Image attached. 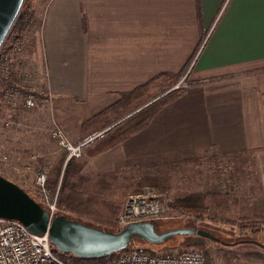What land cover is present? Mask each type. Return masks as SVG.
Wrapping results in <instances>:
<instances>
[{
  "label": "crops",
  "instance_id": "obj_1",
  "mask_svg": "<svg viewBox=\"0 0 264 264\" xmlns=\"http://www.w3.org/2000/svg\"><path fill=\"white\" fill-rule=\"evenodd\" d=\"M41 14L46 102L72 143L155 76L195 80L144 129L86 148L79 174L161 171L206 150L250 153L264 195V0H47Z\"/></svg>",
  "mask_w": 264,
  "mask_h": 264
},
{
  "label": "rangeland",
  "instance_id": "obj_2",
  "mask_svg": "<svg viewBox=\"0 0 264 264\" xmlns=\"http://www.w3.org/2000/svg\"><path fill=\"white\" fill-rule=\"evenodd\" d=\"M29 1L34 12L32 21L25 25L18 38H14L13 33L7 37L4 48L0 50V154L8 153L12 158L15 152L20 151L23 161L32 164L35 169L47 167L51 180H55L59 177L61 168L64 169L66 153L51 137L54 124L46 102L49 101L46 96L49 87L43 49L39 47L40 51H37L35 46L36 39L39 40V46L42 43L44 22L41 13L47 0H25L22 9ZM16 42L18 46H14ZM6 74H9L8 78L4 79ZM179 82H182L181 88L187 89L195 80H192L188 72L176 84ZM168 83L167 80L155 82L128 99L119 111H123L122 115H127L135 107L142 104L141 107L145 106ZM8 87L19 89V97H16V103L12 107L2 102ZM29 97L35 101L32 106L24 103ZM35 155L38 156L36 159L32 157ZM77 159L70 165L66 183L69 186H80L87 193H100L112 198L119 204L117 217L130 194L150 193L157 196L167 210L156 221L159 232L175 228H199L212 232L221 240L216 241L219 244L209 243L212 260H208V264H264V253L259 249L249 252L241 249L242 247L239 249L222 243H232L252 235L249 229L238 228L237 221L254 222L255 228L260 231L258 239L264 241V195L257 167L250 153L224 155L212 150L198 151L184 159L166 163L165 169L161 171L150 168L140 171L133 168L125 173L106 175L85 171L79 174L85 163L81 158ZM20 163L13 159L5 163L0 159V171H4L6 165H10V173L17 168L24 171ZM30 193L43 202L36 188ZM193 202L206 207L204 219L199 220L193 214L186 213L184 204ZM66 215L75 218L71 214ZM212 218L230 219L232 222L221 225ZM185 236L176 235L163 244L155 245L137 240L133 245L147 246L153 251L176 250L193 240L191 235Z\"/></svg>",
  "mask_w": 264,
  "mask_h": 264
},
{
  "label": "built area",
  "instance_id": "obj_3",
  "mask_svg": "<svg viewBox=\"0 0 264 264\" xmlns=\"http://www.w3.org/2000/svg\"><path fill=\"white\" fill-rule=\"evenodd\" d=\"M18 34V32H15L12 36L18 38ZM14 46H18V43L16 42ZM11 47H9V49ZM8 75L9 74H6L3 78L7 79ZM180 84H182V82L176 84L174 89L181 88ZM46 96L48 99L51 98L50 90H48ZM16 97H19L18 87H8L3 94L2 102L12 107L14 105L13 103H16ZM24 103L26 106H32L35 101L33 98L29 97ZM110 128L111 127H107L94 131L77 143H72L68 141L63 129L54 126L51 137L67 152L66 161H68L70 159L82 158L85 155L86 148L99 139L104 138ZM32 157L36 159L38 156L35 155ZM0 159L5 163H9L11 159L19 163L21 162L20 164H22L24 171L17 168L10 173V165H6L4 171H0V174L11 178V180L24 187L28 186L31 180H34L39 196L51 213V219L56 214L60 213V209L57 205V195L51 198L46 191L49 177L47 167H38L35 169L29 162L23 161V156L20 151L15 152L12 158L8 153H1ZM9 174H12V176ZM33 174L35 178H33ZM166 211L164 203L153 194H130L126 198L122 211L117 217V225L121 229L127 224L135 221L159 220L166 214ZM0 264L70 263L55 253L48 233L37 234L30 231L24 223L19 220L0 217ZM104 264H207V258L202 251L190 246H185L176 250L154 252L146 251L142 247L133 246L120 252L113 259Z\"/></svg>",
  "mask_w": 264,
  "mask_h": 264
},
{
  "label": "trees",
  "instance_id": "obj_4",
  "mask_svg": "<svg viewBox=\"0 0 264 264\" xmlns=\"http://www.w3.org/2000/svg\"><path fill=\"white\" fill-rule=\"evenodd\" d=\"M33 14L34 12H32V3L29 1L26 7L24 6V9H22V16L20 20L18 21V23L12 27L8 38L10 37L12 33H15V32L20 33L25 27V25L28 22L32 21ZM5 44L6 42H4L2 48H4ZM183 74L184 72L178 75L168 73V72H163L155 76L145 85L140 86L131 92L124 93L122 95L121 101L117 105L109 108L108 110L103 112L100 116L95 118V119H98L100 122L98 130L111 127L105 137L109 138L111 143H115L117 141H121L131 136L132 134L144 129L150 124V122L155 117V115L166 104L177 99L179 96H181L184 93L185 91L184 88L172 89L176 85V83L180 80ZM161 80H167L169 83L160 91V93L156 97H154L153 99L149 101H153L156 98L158 99H156L155 101H153L152 103H150L149 105H147L146 107L142 109L140 108L143 104L138 107H135L132 111H130L131 113L129 114L126 113L127 115H122L123 111L120 112L119 110L123 108L124 103L128 99H131L132 96H136L142 90L146 89L147 87L154 84L155 82H158ZM170 89L172 90L164 94ZM128 115L130 116L122 120ZM95 119H93V122H96ZM65 153H66V159H67V152L65 151ZM71 160L72 159L66 161V166L64 167L63 170L61 168V172L57 179L51 180L52 178L50 177V174H49L48 181H47V187H46L47 194L51 198H54L57 195V205L60 209V213L71 214L72 216H75V218L81 221H84L88 224L98 226L104 229L115 230V231L119 230L120 228L117 225V219H116L117 217L116 215L118 214L119 204L115 200H113L112 198L105 197L101 195L100 193H95V194H92L90 192L87 193V191L82 190L80 186H76V185L69 186L66 183V175L70 168ZM36 200H38L37 197H36ZM39 202L46 207L45 203L41 201ZM184 205H186L184 206L186 209V213L193 214L199 220L204 219L205 217L204 212L207 210L206 207H204V205H196V202H193V204L185 203ZM212 220L219 222L221 225L223 224L226 225L232 222V220L230 219L218 220L217 218H212ZM237 224H239L237 226H239L238 228H240L241 230L249 229L250 232H252V235L249 238L236 240L235 242H232V243H228V242H222V243L224 245H230L232 247H236L239 249L242 247L241 249L248 250L249 252L251 250L259 249L261 253H264V248L254 242V241H259L260 243L264 244V241L262 239H258L257 237L260 231L257 228H255L256 224L252 221H247L246 223H243L242 221H237ZM192 237H193V240L189 242L187 246H191V247H194L195 249L202 251L206 255L207 264H208V260H212V255L210 251L211 249L209 247V243L210 242H214L217 244L219 243L211 239L198 236V235H194ZM136 241L137 240H134V243ZM151 245H155V244H151ZM133 246L134 245L132 244L130 247H133ZM142 248H144L146 251H153L149 249L147 246H142ZM54 251L55 253L60 255L64 260H66L70 264H104L105 262L113 259L120 252H123L125 250L120 251L118 253L111 254L103 258H79L70 253H60L55 249ZM256 254L258 255V253Z\"/></svg>",
  "mask_w": 264,
  "mask_h": 264
},
{
  "label": "water",
  "instance_id": "obj_5",
  "mask_svg": "<svg viewBox=\"0 0 264 264\" xmlns=\"http://www.w3.org/2000/svg\"><path fill=\"white\" fill-rule=\"evenodd\" d=\"M24 2L25 0H0V50L12 27L20 20ZM0 217L19 220L34 233H48L55 250L79 258L107 257L128 249L134 240L163 244L176 235H198L221 242L212 232L199 228H175L159 232L156 220L131 222L115 231L88 224L64 213L56 214L51 219L50 211L43 204L20 184L2 174H0ZM254 242L264 248V244L259 241Z\"/></svg>",
  "mask_w": 264,
  "mask_h": 264
}]
</instances>
